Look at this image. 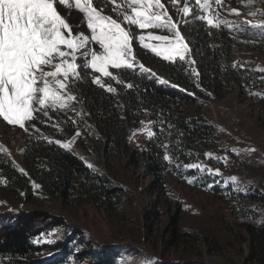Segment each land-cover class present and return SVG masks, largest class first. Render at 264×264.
I'll use <instances>...</instances> for the list:
<instances>
[{
  "label": "rangeland",
  "instance_id": "obj_1",
  "mask_svg": "<svg viewBox=\"0 0 264 264\" xmlns=\"http://www.w3.org/2000/svg\"><path fill=\"white\" fill-rule=\"evenodd\" d=\"M162 2L166 4L174 21L181 19L176 9L168 4V0ZM93 3L98 9H103V14L117 18V13L112 11V0H93ZM182 3L183 0L179 6ZM246 4L247 0H222L221 8L217 9L219 18L264 25V0H252L251 11H255L256 15H248L250 9ZM229 8H237L241 15L237 17L230 13ZM61 14L73 26L82 20L78 11H72L69 15L66 10H62ZM184 25L181 24L179 30L191 49ZM226 29L234 39L232 64L245 70L264 67V51L257 49L258 46H264V39L242 33L236 27ZM80 30L85 29L82 27ZM148 32L168 35L160 30H143L145 35ZM150 42L159 44V41ZM133 48L136 59L148 68L149 65L137 53L143 50L153 56L155 54L139 47L136 41L133 42ZM188 56L193 58L191 51L186 54ZM115 70L109 69L112 72ZM262 78L264 73L247 71L242 84L224 97L181 105L186 119L200 117L215 128L217 141L207 151L211 156L200 158L193 164L219 169L218 175L207 171L191 173V169L184 167L187 163L174 158L173 164L166 161L169 169L156 177L151 176L139 160L132 161L123 148L115 153H99L96 142L105 138L104 125L89 117L78 83L72 88L77 97L72 102L75 110H67L59 115L50 113L55 127L33 121L35 128L25 132L19 126L8 125L0 118V146L20 168L25 156L26 140L38 138L47 142L70 141L69 151L87 162V165H94L96 171L122 189L121 202L113 214L90 205L65 203L58 198H48L43 204L34 205L13 202L0 195V217L10 214L28 215L31 212L47 214L62 224L53 227L50 235L43 237V242L68 241L70 237L81 233L84 243L91 244L92 250L102 248L122 252L118 264L132 260L140 264L145 258H152L155 264H264V241H259L247 230L246 225L251 220L245 217L244 211L246 207L257 203L253 189L264 194ZM160 81L163 83L165 79L161 78ZM154 128V121L145 112L139 126L130 129L129 148L140 153L151 150ZM148 129L153 132L152 137L148 136ZM232 149L237 151L233 152ZM216 157L224 159L217 160ZM209 176L211 180L216 178L217 182H208ZM233 176L238 178L239 187L230 181L229 178ZM189 180L193 182L189 183ZM218 186L222 192L214 191ZM259 208L264 216V206ZM261 220L262 217L256 223L260 227ZM65 234L67 237H64Z\"/></svg>",
  "mask_w": 264,
  "mask_h": 264
},
{
  "label": "trees",
  "instance_id": "obj_2",
  "mask_svg": "<svg viewBox=\"0 0 264 264\" xmlns=\"http://www.w3.org/2000/svg\"><path fill=\"white\" fill-rule=\"evenodd\" d=\"M187 19L184 31L191 45V60L195 61L191 67L179 59L165 61L139 50L137 56L149 65L154 77L139 71L118 73L115 70L113 73H118L124 83L104 79L106 84L111 83L116 88L115 93H108L89 78L78 82L89 117L104 125L105 138L96 142L99 153H115L123 148L132 161L139 160L151 176L159 177L169 169L163 159L162 145L168 146V155L189 164L205 157L217 141L215 128L200 117L186 119L181 105L222 98L241 85L247 75V70L232 64L234 39L226 28H209L202 21ZM257 49L264 51V46ZM192 68L198 75L192 73ZM161 78L167 83H162ZM126 83H132L133 88H127ZM145 112L155 123V136L151 150L140 153L129 148L128 138L131 127L139 126ZM25 146L22 168L5 151H0V195L4 198L34 205L43 204L48 198H58L76 206L100 208L110 214L117 211L122 189L107 176L89 168L80 157L55 143L36 138L26 140ZM197 172L191 169V173ZM211 178L209 176L208 182H217L216 178ZM34 184L40 187L34 188ZM253 190L257 203L244 209L245 217L251 220L246 227L253 237L264 241V224L261 227L256 224L261 217L264 220L259 212V207L264 206V194ZM214 191L219 193L222 189L218 186ZM61 224L43 213L0 217V264L119 263L122 252L92 250L91 244L84 243L81 233L76 232L68 241H42L53 227Z\"/></svg>",
  "mask_w": 264,
  "mask_h": 264
},
{
  "label": "snow or ice",
  "instance_id": "obj_3",
  "mask_svg": "<svg viewBox=\"0 0 264 264\" xmlns=\"http://www.w3.org/2000/svg\"><path fill=\"white\" fill-rule=\"evenodd\" d=\"M112 3V11L117 13L115 19L103 14V9H98L93 0H0V118L4 122L19 126L25 132L35 128L33 121L55 127L50 113L59 115L75 110L72 102L77 97L72 88L85 78H90L93 84L108 93H115L116 88L111 83L106 84L104 77L117 83H124L119 71H139L154 77L155 73L136 59L134 41L165 61L175 62L178 57L191 67L195 61L190 57L185 59L191 49L179 30L181 24L188 23V17L206 22L207 26L215 29L224 27L232 30L236 27L242 33L264 39V25L220 19L217 9L221 8L222 0H183L182 6H179L181 0H168V4L176 9L177 16L181 17L176 21L162 0H119V3L112 0ZM245 6L250 9L248 15H256L251 11L252 0H247ZM62 10L69 15L78 11L82 20L70 25L61 14ZM228 11L237 17L241 15L237 8H229ZM82 27L85 30H80ZM147 29L164 31L168 35L152 32L145 35L143 30ZM153 40L159 44L151 43ZM109 69H116L118 73L114 74ZM191 70L198 75L195 68ZM247 71L264 73V67ZM261 82L264 83V78ZM126 87L131 89L133 84L126 83ZM147 134L153 136L150 129ZM49 142L71 150L70 141ZM162 147L165 149L163 159L173 164L174 158L167 154L168 146L164 144ZM0 151L6 150L0 146ZM205 155L211 156L209 153ZM87 166L95 170L91 163ZM184 167L212 175L220 172L219 169L203 168L193 163ZM21 172L25 174L23 170ZM229 179L239 187L237 177ZM33 187L39 188L40 185L34 184ZM260 223L264 224V220ZM122 264H135V260L123 261ZM140 264L155 262L152 258H145Z\"/></svg>",
  "mask_w": 264,
  "mask_h": 264
}]
</instances>
